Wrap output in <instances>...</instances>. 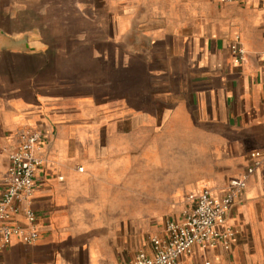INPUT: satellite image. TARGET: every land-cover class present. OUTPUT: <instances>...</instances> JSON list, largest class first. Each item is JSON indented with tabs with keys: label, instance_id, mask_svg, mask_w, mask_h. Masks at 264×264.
<instances>
[{
	"label": "crops",
	"instance_id": "obj_1",
	"mask_svg": "<svg viewBox=\"0 0 264 264\" xmlns=\"http://www.w3.org/2000/svg\"><path fill=\"white\" fill-rule=\"evenodd\" d=\"M177 9L0 0V189L22 134H44L22 204L40 235L15 239L3 264H121L152 253L191 194H222L264 150V0H229L189 28ZM228 223L242 231L231 251L196 248L182 264H264V163Z\"/></svg>",
	"mask_w": 264,
	"mask_h": 264
},
{
	"label": "built area",
	"instance_id": "obj_2",
	"mask_svg": "<svg viewBox=\"0 0 264 264\" xmlns=\"http://www.w3.org/2000/svg\"><path fill=\"white\" fill-rule=\"evenodd\" d=\"M231 50L237 63L244 60L245 50L238 40L232 43ZM43 142L42 132H25L10 155L9 171L0 189V252L15 239L33 244L39 238L38 216L22 204L35 190V175L44 162L38 155ZM250 159L245 176L232 180L222 194H215L210 188L191 194L188 209L181 219L169 221L165 236L152 239V253L139 251L133 259L121 264H182V259L192 255L196 248L231 251L239 230L228 223V215L245 191L248 178L264 163V150L252 152ZM20 215L26 223L18 220ZM0 264H3L1 260Z\"/></svg>",
	"mask_w": 264,
	"mask_h": 264
},
{
	"label": "rangeland",
	"instance_id": "obj_3",
	"mask_svg": "<svg viewBox=\"0 0 264 264\" xmlns=\"http://www.w3.org/2000/svg\"><path fill=\"white\" fill-rule=\"evenodd\" d=\"M229 0H166V3L174 4L177 7V14L180 15L182 19V26L184 28H189L192 24L199 23L201 25H206L208 21L216 15L217 9L221 4H225ZM3 179L0 177V186ZM242 235V231H239V236L236 241L239 242V239ZM261 244L264 245V237L261 239ZM257 258L264 260V251L257 252ZM207 261H210L211 264H214L213 259L204 258L202 264H207ZM234 260L230 261V264H233Z\"/></svg>",
	"mask_w": 264,
	"mask_h": 264
}]
</instances>
